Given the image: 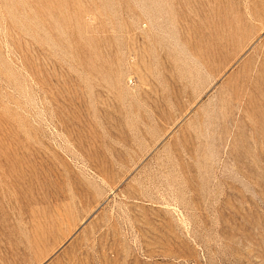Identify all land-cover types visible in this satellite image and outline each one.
Instances as JSON below:
<instances>
[{
  "label": "rangeland",
  "instance_id": "1",
  "mask_svg": "<svg viewBox=\"0 0 264 264\" xmlns=\"http://www.w3.org/2000/svg\"><path fill=\"white\" fill-rule=\"evenodd\" d=\"M0 264H264V0H0Z\"/></svg>",
  "mask_w": 264,
  "mask_h": 264
}]
</instances>
